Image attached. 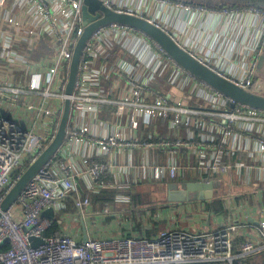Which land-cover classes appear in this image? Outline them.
Wrapping results in <instances>:
<instances>
[{"label":"built area","instance_id":"built-area-1","mask_svg":"<svg viewBox=\"0 0 264 264\" xmlns=\"http://www.w3.org/2000/svg\"><path fill=\"white\" fill-rule=\"evenodd\" d=\"M100 1L164 30L232 84L264 93L254 78L264 49V10ZM82 7L83 0H0V211L55 139L65 101L71 103L62 146L1 212L0 264H251L264 252V218L257 208L236 204L232 192L236 178L264 189V111L219 93L146 34L118 23L93 32L67 95L85 30ZM176 11H219L237 19L232 31L250 27L259 36L246 52L230 44L226 53L216 47L229 38L181 28L170 20ZM175 182L225 184L227 219L209 231L202 217L198 228L191 223L199 215L194 202L151 209L132 207L130 196L99 205L91 200L128 183ZM31 238L43 243L34 248Z\"/></svg>","mask_w":264,"mask_h":264},{"label":"water","instance_id":"water-1","mask_svg":"<svg viewBox=\"0 0 264 264\" xmlns=\"http://www.w3.org/2000/svg\"><path fill=\"white\" fill-rule=\"evenodd\" d=\"M186 5L203 6L209 9H222L226 5L256 8L264 10V0H169ZM83 25L84 33L77 42L72 65L70 69L69 82L66 94L71 96L76 81L78 64L86 42L93 32L102 26L118 23L139 30L157 42L177 64L191 73L198 80L205 82L219 93L231 98L237 103L250 106L264 111V93L242 89L225 78L220 77L210 69L200 64L189 53L185 52L164 30L156 27L144 19L127 14H119L105 8L100 0H83ZM255 80L264 85V49L260 54L254 71ZM71 103L67 99L64 104V112L60 126L53 142L41 154V156L23 173L19 181L6 197L1 206V212L7 211L25 190L30 181L37 175L46 162L62 146L70 117ZM218 185L215 182H194V183H170L167 184V202L169 203H188V202H207L214 198ZM47 213V212H46ZM44 213L43 215H46ZM86 240V237H84ZM31 246L36 248L43 243L36 238L30 239Z\"/></svg>","mask_w":264,"mask_h":264},{"label":"crops","instance_id":"crops-1","mask_svg":"<svg viewBox=\"0 0 264 264\" xmlns=\"http://www.w3.org/2000/svg\"><path fill=\"white\" fill-rule=\"evenodd\" d=\"M174 23L178 21V23L181 24L182 27H187L188 25H191L195 27V33L197 34L200 30H210L215 31L216 33H221L229 40L226 42H222V44L216 48L220 49L221 51H224L226 53H229L230 44L232 49L240 46L243 50V52H246L250 45L254 44V40L258 39L259 33L256 30L250 29V27H239L236 32L232 31L235 22H237V19L231 18V16H227L219 11L215 12H192V13H185L183 11H176L173 14V17L170 19ZM80 171H83V168L81 165L78 166ZM248 181L244 182L241 179H235L233 185V196L235 197L233 201L236 204L240 203H247L252 208H257L259 213V218H264V189L261 188L258 184V182L252 181L249 185ZM158 185H167V184H161V183H142V184H130L128 183V186L124 187L121 190H111V191H104L106 193L114 192V198L116 195H122V196H130L131 198V206H134V202L132 199L137 197L138 194L145 191L147 188H150V191L153 190ZM225 184L218 185V193L223 191L225 189ZM130 187V188H129ZM227 187V186H226ZM129 188V189H128ZM78 189L82 194L86 195V186L82 181H79ZM136 191V194L132 195V192ZM103 192V193H104ZM142 194V193H141ZM229 193L227 190V194L225 196L226 201L223 202L225 206V214H217L215 213L211 208L208 207V204H210V201L207 202H194V206L196 208V212L199 215H195L192 222L197 223V218L202 217V219H206V223L208 224L207 230H213L216 228V226L220 223L221 220L224 219V216L226 215V219L229 216V208H228V202H229ZM96 197L100 201V195H91V200ZM212 201V200H211ZM105 203V202H102ZM101 204V203H100ZM155 205H150L148 207H151V209H155ZM139 207V206H138ZM196 220V221H195ZM166 226V225H164ZM162 225L161 228H164ZM253 226H257L256 223L253 224ZM137 230L140 231V227H137ZM158 231V230H156Z\"/></svg>","mask_w":264,"mask_h":264},{"label":"trees","instance_id":"trees-1","mask_svg":"<svg viewBox=\"0 0 264 264\" xmlns=\"http://www.w3.org/2000/svg\"><path fill=\"white\" fill-rule=\"evenodd\" d=\"M224 8L226 9H236L239 8L238 6H232V5H226L224 6ZM164 185H158V187L163 188ZM218 191V190H217ZM215 192L214 198L212 199V201H210V204H208V207L211 208L215 213L217 214H225L226 210H225V206L223 204V201L219 198H217V194L218 192ZM150 192V188H147L145 191L141 192L140 194L137 195V197H135L134 199H132V201L134 202V206L136 207H144V206H150L151 204H148L147 202L144 201V199L146 198L147 194ZM114 192H102L101 193V199L100 201L94 197L92 202L94 205H99L100 203L103 204L102 202H113L114 200ZM169 203V202H166ZM131 204V203H130ZM57 229V225L54 226V230ZM6 249V248H5ZM260 262V263H258ZM251 264H264V252L260 253L258 255H256V257L254 259H252Z\"/></svg>","mask_w":264,"mask_h":264},{"label":"rangeland","instance_id":"rangeland-1","mask_svg":"<svg viewBox=\"0 0 264 264\" xmlns=\"http://www.w3.org/2000/svg\"><path fill=\"white\" fill-rule=\"evenodd\" d=\"M166 186L167 185L163 186V188L155 187L153 190H151L147 194L144 201L147 202L148 204H151V205H155V204L162 205V206L167 205L168 203H166L167 202V200H166L167 199L166 198V193H167ZM226 194H227V187L225 186V189L217 194V196H218L217 198H219L223 202H225L226 201V199H225ZM46 214H47V216H50V212H47ZM176 220L182 221V219L180 217L176 218ZM201 221H203V220L201 218H198V221H197L198 223H197V226H195V227L198 228ZM189 225H190V223H189ZM258 263H260V262H258Z\"/></svg>","mask_w":264,"mask_h":264},{"label":"flooded vegetation","instance_id":"flooded-vegetation-1","mask_svg":"<svg viewBox=\"0 0 264 264\" xmlns=\"http://www.w3.org/2000/svg\"><path fill=\"white\" fill-rule=\"evenodd\" d=\"M175 183H178V184H180V183H182V182H175ZM166 198H167V195H166Z\"/></svg>","mask_w":264,"mask_h":264}]
</instances>
